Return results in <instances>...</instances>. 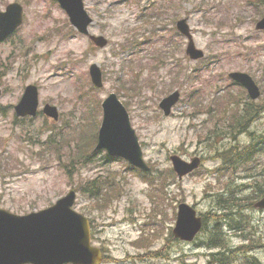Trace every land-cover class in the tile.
I'll return each instance as SVG.
<instances>
[{"label":"rangeland","instance_id":"374dc122","mask_svg":"<svg viewBox=\"0 0 264 264\" xmlns=\"http://www.w3.org/2000/svg\"><path fill=\"white\" fill-rule=\"evenodd\" d=\"M13 2L23 5L24 22L0 43V208L25 215L74 190V209L90 220L102 264H207L211 251L199 247L207 229L192 243L177 240V209L192 205L211 226L223 214L217 199L227 186L254 201L264 172V31L256 29L264 0H84L91 34L109 41L103 49L78 33L54 0H0V11ZM184 18L202 60L186 55L188 41L177 30ZM93 64L103 73L102 88L91 83ZM235 71L255 80L257 100L229 78ZM31 84L39 88V111L57 107V121L15 115ZM176 90L180 101L166 116L160 103ZM112 93L139 138L150 167L140 172L145 177L124 160L94 152L101 104ZM249 102L262 110L233 130ZM248 148L257 149L252 159L236 165L234 153ZM173 155L199 157L201 166L179 180ZM93 185L100 189L90 195ZM249 206L243 208L260 246L264 212ZM222 222L233 247L251 244ZM251 253L264 264V248Z\"/></svg>","mask_w":264,"mask_h":264},{"label":"water","instance_id":"95a60500","mask_svg":"<svg viewBox=\"0 0 264 264\" xmlns=\"http://www.w3.org/2000/svg\"><path fill=\"white\" fill-rule=\"evenodd\" d=\"M66 12L76 31L103 49L109 41L103 36L91 34L90 26L94 20L86 9L84 0H55ZM24 22V8L18 2L9 4L0 11V42L13 35ZM178 31L187 38V56L194 61L205 57L194 41L188 18L177 22ZM264 31V16L256 25ZM90 78L97 88H102L103 73L98 64L90 67ZM229 78L244 87L252 100L261 96L255 80L244 72L235 71ZM2 90L0 88V97ZM178 90L164 98L160 107L166 116L180 101ZM39 108V89L28 85L15 106L18 117H36ZM103 118L98 132L94 152L106 151L112 158L123 159L132 167L149 172L150 167L144 159L139 138L131 124L129 113L115 93L110 94L102 103ZM43 114L59 119L58 108L46 104ZM174 172L179 180L194 173L201 165V159L190 161L179 155L170 157ZM77 193L69 191L48 208L25 215L11 213L0 208V264H101L104 259L100 248L92 244L90 220L74 209ZM264 210V196L255 204ZM203 228V219L197 210L187 203L177 209L176 225L173 235L176 239L191 243Z\"/></svg>","mask_w":264,"mask_h":264},{"label":"trees","instance_id":"16d2710c","mask_svg":"<svg viewBox=\"0 0 264 264\" xmlns=\"http://www.w3.org/2000/svg\"><path fill=\"white\" fill-rule=\"evenodd\" d=\"M262 110L261 106L256 105L254 102L245 104L241 110H239V119L237 125L234 126L233 130L238 132L244 129L254 117ZM264 144V141L262 142ZM262 149V148H261ZM257 149H246L239 153H234L238 157L235 158V164L239 165L245 161H250ZM107 160H114L110 156H106ZM137 170V169H136ZM138 172L141 176L145 177V174ZM258 180L256 181V189L254 191V201L250 202L242 189H235L232 186H227V191L223 194L218 195L217 203L220 206V211L223 214L218 215L217 213L213 217V225L207 222V216L204 214L203 230L207 229L209 236L207 235V242L200 243L199 247L205 246L211 252L209 253L207 264H262V262L251 252L255 247L264 248V244L257 245L253 238L252 228L255 225L254 220H250L249 215L244 210V205H250L249 207L253 210L256 201L264 196V172L258 174ZM99 185H93L88 188L87 191L90 195L99 191ZM246 189V188H245ZM242 195V196H239ZM247 202V203H246ZM249 210V209H248ZM230 227L231 230L242 233V237L247 241L253 239L249 245H240L233 247L230 238L224 232L223 222ZM202 230V231H203ZM239 235V234H237ZM218 250V251H214Z\"/></svg>","mask_w":264,"mask_h":264}]
</instances>
